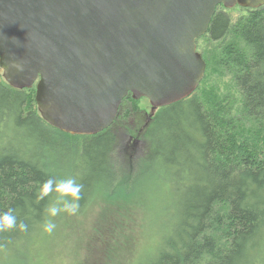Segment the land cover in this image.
I'll use <instances>...</instances> for the list:
<instances>
[{
  "label": "trees",
  "instance_id": "trees-1",
  "mask_svg": "<svg viewBox=\"0 0 264 264\" xmlns=\"http://www.w3.org/2000/svg\"><path fill=\"white\" fill-rule=\"evenodd\" d=\"M197 43L208 70L202 85L161 108L143 135L132 183L154 175L166 186L170 232L140 264H264V5L218 6ZM213 74L216 82L207 84ZM127 101L139 100L126 97L110 128L73 135L42 117L35 86L14 88L0 73V256L10 264L17 263L7 254H23L64 188L68 171L53 160L74 155L87 164L91 175L75 194L78 212L108 196L97 180L120 145V119L133 115Z\"/></svg>",
  "mask_w": 264,
  "mask_h": 264
},
{
  "label": "water",
  "instance_id": "water-1",
  "mask_svg": "<svg viewBox=\"0 0 264 264\" xmlns=\"http://www.w3.org/2000/svg\"><path fill=\"white\" fill-rule=\"evenodd\" d=\"M264 0H0V67L36 87L42 117L73 135L110 128L131 95L152 110L191 96L207 62L198 50L217 11Z\"/></svg>",
  "mask_w": 264,
  "mask_h": 264
},
{
  "label": "rangeland",
  "instance_id": "rangeland-1",
  "mask_svg": "<svg viewBox=\"0 0 264 264\" xmlns=\"http://www.w3.org/2000/svg\"><path fill=\"white\" fill-rule=\"evenodd\" d=\"M0 73L3 75L2 68ZM216 79L214 74L210 75L206 83L213 84ZM221 83L219 79L217 84ZM125 105L132 109L133 115L124 119L121 116L118 123L121 128L120 145L115 146L116 151L104 163L107 165L106 175L101 173L100 181L97 180L99 193L106 191L108 196L103 193V196L78 212L80 203L75 194L80 190L83 176L91 174L86 170V162L73 160L77 156L68 155L63 162L56 157L53 163L63 165L68 171L64 176V188L59 199L51 205L44 223L25 243L23 254H7L12 255L14 263L140 264L157 252L164 236L170 232L165 216L169 215L167 188L156 185L154 175L151 181H143V178L137 185L132 183L145 152L143 135L155 120V114L146 99H140L136 105L127 101ZM147 115L153 118L148 123L145 122ZM139 128L144 130L137 134ZM68 149H72V146H68ZM74 166L83 170H79L76 177L69 174ZM95 186L92 188L95 189ZM86 194L84 202L90 197V191ZM146 198L148 202L144 205ZM5 259V255L0 256L3 263H12Z\"/></svg>",
  "mask_w": 264,
  "mask_h": 264
},
{
  "label": "flooded vegetation",
  "instance_id": "flooded-vegetation-1",
  "mask_svg": "<svg viewBox=\"0 0 264 264\" xmlns=\"http://www.w3.org/2000/svg\"><path fill=\"white\" fill-rule=\"evenodd\" d=\"M136 100V99H135ZM147 100V99H146ZM147 101H149V100H147ZM150 102V101H149ZM151 104V103H150ZM151 108H152V105H151ZM161 108H163V107H158L155 111H154V114H155V117H154V119L156 118V115L161 111L160 109ZM145 122L146 123H148L147 121H152L153 120V118L151 119L148 115L146 116V118H145ZM144 130V128H139V130H138V133L137 134H140V133H142V131Z\"/></svg>",
  "mask_w": 264,
  "mask_h": 264
}]
</instances>
